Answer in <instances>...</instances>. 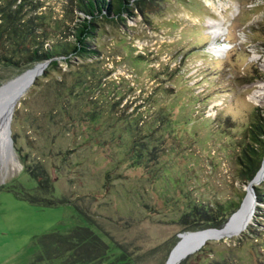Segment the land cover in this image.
Returning a JSON list of instances; mask_svg holds the SVG:
<instances>
[{
    "label": "rangeland",
    "instance_id": "rangeland-1",
    "mask_svg": "<svg viewBox=\"0 0 264 264\" xmlns=\"http://www.w3.org/2000/svg\"><path fill=\"white\" fill-rule=\"evenodd\" d=\"M41 1L42 10L51 6L61 16L62 0ZM215 23L219 34L211 26ZM99 34L93 41L100 50L97 59L126 92L117 120L100 121V145L74 149V131H68L50 87L60 73L44 77L45 63L14 106L11 148H0V264H31L38 237L77 225L89 226L111 249L137 250L138 264H165L183 236L224 227L248 185L254 209L245 229L206 241L178 264H264V174L252 184L259 169L244 182L237 164L249 113L264 110V0H158L124 21L103 23ZM215 46L225 49L214 55ZM58 61L65 74L82 62L79 57ZM41 66H0V87L12 83L0 88V98ZM138 113L143 119L164 113L170 123L162 133L164 147L147 167H133L129 137L122 133V118ZM83 130L76 129V143L90 136ZM161 168L170 170L175 182L181 180L180 186L167 185ZM41 173L46 181L34 179ZM13 189L67 203L39 207L16 197ZM184 200L212 207L240 203L221 222L192 225V219L182 218Z\"/></svg>",
    "mask_w": 264,
    "mask_h": 264
},
{
    "label": "trees",
    "instance_id": "trees-1",
    "mask_svg": "<svg viewBox=\"0 0 264 264\" xmlns=\"http://www.w3.org/2000/svg\"><path fill=\"white\" fill-rule=\"evenodd\" d=\"M157 2L158 0H62L60 16L59 13L55 14L51 6L42 10L44 4L41 0H0V66L23 69L47 63L43 71L44 77H48L51 71H58L60 77L52 80L50 87L53 88L55 98L60 100L58 112L66 118L70 126L68 131H74V149L85 144L98 146L101 144L98 134L103 127L100 121L104 117L112 120L111 122L117 120L115 111L126 92L123 82L112 79L110 70L97 59L100 50L94 42L100 35L103 23L124 21L125 17L134 15L135 10L142 13ZM71 57H79L82 62L69 70L70 74H65L58 68V60L63 59L67 64ZM189 97L196 99L192 94ZM64 101H74V105L69 108ZM263 111L253 108L242 129L237 164L239 177L244 182L252 180L264 158ZM160 116L162 118L152 115L143 119V115L138 113L136 118H122L125 121L122 133L129 137L127 158L132 160L133 167L149 166L158 150L164 147L166 138L162 133L167 131L165 125L170 123L163 118L164 113L159 114ZM53 117L50 113L49 118ZM81 126H84L83 131L90 136L83 137L76 143L78 136L74 133ZM113 126L116 125L108 127ZM65 152L71 153L72 150ZM161 169L158 173L166 179L167 185L173 187L182 183L181 180L175 182L170 170ZM34 179L46 181L47 176L41 173L34 175ZM48 186L47 184L46 187ZM13 192L19 199L39 207L67 203L62 199L45 198L42 194L15 189ZM185 197L187 199L188 196ZM241 198L240 196V200ZM240 200L222 204L216 202L214 207L184 200L182 218L192 219V225L204 219L218 223L217 221H223L220 220L223 215H229L239 206ZM199 208L203 210L201 213ZM36 245L38 248L31 264H138L139 260L137 250L111 249L89 226L77 225L65 233L52 231L43 234L36 239ZM113 250H120V253L115 255Z\"/></svg>",
    "mask_w": 264,
    "mask_h": 264
},
{
    "label": "bare ground",
    "instance_id": "bare-ground-1",
    "mask_svg": "<svg viewBox=\"0 0 264 264\" xmlns=\"http://www.w3.org/2000/svg\"><path fill=\"white\" fill-rule=\"evenodd\" d=\"M211 26L216 29V34L220 33L221 30L218 24L215 23ZM224 49L225 47L215 46L210 48V51L212 52V54L218 55L219 52L224 51ZM39 68L28 71V75L19 80L7 94L0 98V103H5L6 105L7 113H13L15 104L17 103L20 96L25 92L29 84L32 83V79L37 74ZM253 99L259 100L260 95H253ZM263 174L264 160L259 172L251 183H258L261 180ZM246 191L247 192L241 206H239V209L233 214L231 219H229L224 227H222L221 229H209L191 232L183 236L171 251L165 264H178L185 255L192 251H195L208 240H218L221 238H230L232 236L239 235L249 223L254 209V200L252 196L251 185L247 186Z\"/></svg>",
    "mask_w": 264,
    "mask_h": 264
},
{
    "label": "water",
    "instance_id": "water-1",
    "mask_svg": "<svg viewBox=\"0 0 264 264\" xmlns=\"http://www.w3.org/2000/svg\"><path fill=\"white\" fill-rule=\"evenodd\" d=\"M45 66H46L45 64H42V66L39 68V70L37 71V74L34 76V78L38 74H41V72L43 71ZM34 78L32 79V82H33ZM11 84L2 86L0 88H4V87L9 86ZM12 115H13L12 112H11V114L7 113L5 103H0V148L3 150H7V149L11 148L10 122L12 119ZM172 250H173V248H172ZM171 251H170V253H171ZM170 253H169V255H170Z\"/></svg>",
    "mask_w": 264,
    "mask_h": 264
}]
</instances>
